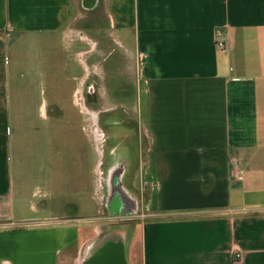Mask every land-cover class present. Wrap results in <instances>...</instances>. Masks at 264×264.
<instances>
[{
  "label": "crops",
  "instance_id": "1",
  "mask_svg": "<svg viewBox=\"0 0 264 264\" xmlns=\"http://www.w3.org/2000/svg\"><path fill=\"white\" fill-rule=\"evenodd\" d=\"M92 3L0 0V264H264V0Z\"/></svg>",
  "mask_w": 264,
  "mask_h": 264
},
{
  "label": "water",
  "instance_id": "2",
  "mask_svg": "<svg viewBox=\"0 0 264 264\" xmlns=\"http://www.w3.org/2000/svg\"><path fill=\"white\" fill-rule=\"evenodd\" d=\"M87 9L93 8L92 0H83ZM127 224H113L85 252L79 264H127L125 254Z\"/></svg>",
  "mask_w": 264,
  "mask_h": 264
},
{
  "label": "rangeland",
  "instance_id": "3",
  "mask_svg": "<svg viewBox=\"0 0 264 264\" xmlns=\"http://www.w3.org/2000/svg\"><path fill=\"white\" fill-rule=\"evenodd\" d=\"M107 221V218H105ZM115 220V218H109L108 221ZM121 223V219H120ZM113 224V223H112ZM84 256V250L82 247L78 246H73L71 249L66 251V253L62 254L60 257L61 264H79L80 260Z\"/></svg>",
  "mask_w": 264,
  "mask_h": 264
},
{
  "label": "built area",
  "instance_id": "4",
  "mask_svg": "<svg viewBox=\"0 0 264 264\" xmlns=\"http://www.w3.org/2000/svg\"><path fill=\"white\" fill-rule=\"evenodd\" d=\"M217 47L224 48L225 47V42H223L222 40L217 41ZM238 178H240V179L242 178L241 173H239ZM235 256L237 258H239L240 257V253H235Z\"/></svg>",
  "mask_w": 264,
  "mask_h": 264
},
{
  "label": "flooded vegetation",
  "instance_id": "5",
  "mask_svg": "<svg viewBox=\"0 0 264 264\" xmlns=\"http://www.w3.org/2000/svg\"><path fill=\"white\" fill-rule=\"evenodd\" d=\"M107 204H108V206L111 207V203H110V202H107ZM112 223L114 224V223H116V222L114 221V222H112Z\"/></svg>",
  "mask_w": 264,
  "mask_h": 264
}]
</instances>
